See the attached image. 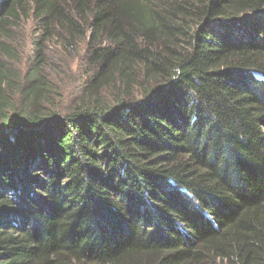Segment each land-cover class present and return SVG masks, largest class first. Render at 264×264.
Returning <instances> with one entry per match:
<instances>
[{"label":"trees","instance_id":"1","mask_svg":"<svg viewBox=\"0 0 264 264\" xmlns=\"http://www.w3.org/2000/svg\"><path fill=\"white\" fill-rule=\"evenodd\" d=\"M30 18L91 86L0 66V264H264V0H0V40Z\"/></svg>","mask_w":264,"mask_h":264},{"label":"rangeland","instance_id":"2","mask_svg":"<svg viewBox=\"0 0 264 264\" xmlns=\"http://www.w3.org/2000/svg\"><path fill=\"white\" fill-rule=\"evenodd\" d=\"M40 28L39 22L30 18L13 30L11 37L0 40L5 46L0 48V66L8 75L12 85L9 92L18 107L23 104L26 84L39 75L46 85L42 108L62 116L85 99L83 93L91 86V68L87 64L90 35L65 48L57 36L45 39Z\"/></svg>","mask_w":264,"mask_h":264}]
</instances>
